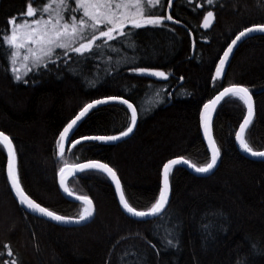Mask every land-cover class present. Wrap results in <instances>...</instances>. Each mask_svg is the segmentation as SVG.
I'll use <instances>...</instances> for the list:
<instances>
[{
    "label": "trees",
    "instance_id": "16d2710c",
    "mask_svg": "<svg viewBox=\"0 0 264 264\" xmlns=\"http://www.w3.org/2000/svg\"><path fill=\"white\" fill-rule=\"evenodd\" d=\"M30 2L0 0V35ZM161 3L163 8L145 0L146 10L167 15L166 0ZM36 6L43 4L38 0ZM209 10L214 22L204 29L203 16ZM171 15L180 25L166 21L165 28L138 30L132 38L135 50L117 40L118 51L105 48L87 58L61 56L30 73L26 84L13 80L10 64L0 54V132L14 143L24 191L41 206L78 218L84 206L60 193L59 168L65 161L73 165L93 159L108 163L130 206L146 211L159 196L164 163L179 157L197 166L209 162L200 112L203 103L232 84L248 87L255 99L256 114L245 142L254 151L264 150V33L244 38L222 77L211 79L235 35L264 24V0H213L212 5L207 0H176ZM133 67L164 71L169 79L139 76L130 71ZM107 96H123L137 107L133 136L113 146L64 142L61 158L57 140L63 127L86 103ZM245 114L246 106L237 98L222 102L213 128L221 149L218 169L196 177L174 168L169 175L171 201L159 220L127 217L110 180L99 173L68 183L75 195L93 200L96 216L89 224L66 228L37 218L11 192L6 151L0 145V264H264V162L244 157L235 140ZM130 121L125 106L104 105L85 118L75 138L116 135ZM166 232L178 239L176 248L164 243Z\"/></svg>",
    "mask_w": 264,
    "mask_h": 264
},
{
    "label": "snow or ice",
    "instance_id": "6c2138e0",
    "mask_svg": "<svg viewBox=\"0 0 264 264\" xmlns=\"http://www.w3.org/2000/svg\"><path fill=\"white\" fill-rule=\"evenodd\" d=\"M43 4L37 7L38 0H31L26 5V12L14 17L8 21L10 29L5 30L0 35V54L10 64V71L15 82L28 83L26 77L35 70L48 67L55 64L56 60L62 57L71 59L72 56L78 58H87L96 54H102L105 48L109 51H118L114 47V42L121 41L124 48L135 50V43L132 38L138 30H150L156 28H165L166 21H174L171 14L153 15L151 11L146 10L145 0H39ZM147 5H164L161 0H146ZM169 8L173 5V0H166ZM208 5L213 4V0H207ZM214 22V12L209 10L203 16L202 27L209 29ZM254 32L264 33V24H255L251 27H245L239 31L231 43L223 51L215 66V75L211 77L213 81L222 77L225 71V65L229 61L230 54L239 41L250 37ZM59 50V51H58ZM67 59L65 63H67ZM131 72L161 80H168L169 76L164 71L155 70L147 67H133ZM181 80L183 77L180 78ZM91 87H96L94 81H89ZM160 96V92L156 93ZM237 98L247 107V114L243 117L239 128L235 131V140L240 148L253 157L264 159V151H254L245 142L243 135L252 123L254 117L253 96L248 87L232 84L223 87L213 98L203 103L200 112V124L203 129L204 140L207 141V151L210 153L209 162L202 166L190 164L183 157L170 159L163 165L162 187L158 198L146 211L137 210L130 206L125 199L122 190L121 181L118 179L117 172L108 164L98 160L90 159L85 163H76L71 166L65 161L64 167L59 168V188L69 197H74L85 205L83 212L78 218L59 215L55 211H50L47 207H42L32 199L23 189L17 167L15 147L11 138L3 132H0V145L7 149V181L10 184V190L18 201L19 205L26 210L39 214L51 222L58 224L82 223L94 214L93 200L89 196H74V193L66 187V170L74 177L87 176L91 173L105 175L111 183L115 185L116 193L119 195V203L126 214L137 220L148 221L150 219L159 220L164 216L169 204L170 194V172L176 166H186L191 168L197 174H208L217 166L221 157V149L217 145L212 135V120L218 106L226 102L227 97ZM110 102H118L126 106L130 111L131 121L125 130L116 135H83L75 138L79 124L82 123L88 114L97 110L99 106ZM163 102V99L160 101ZM138 122L137 107L129 99L123 96H107L102 99H95L86 103L77 115L63 127L59 133L57 146L61 158L65 155V148L61 146L62 142L68 144L82 145V142L89 143H112L128 137L133 133ZM205 229L209 226L205 225ZM150 243V242H149ZM164 243L170 248L178 246V239L172 232H166ZM7 247V246H5ZM155 247V245H152ZM11 256V250L8 251ZM11 264H16L13 260Z\"/></svg>",
    "mask_w": 264,
    "mask_h": 264
},
{
    "label": "water",
    "instance_id": "95a60500",
    "mask_svg": "<svg viewBox=\"0 0 264 264\" xmlns=\"http://www.w3.org/2000/svg\"><path fill=\"white\" fill-rule=\"evenodd\" d=\"M175 1H176V0H173V4H174ZM172 7H173V5H172ZM172 7H171V8L168 7L167 15H168V14H171ZM169 22H172V21H169ZM172 23H173V22H172ZM174 24L180 25L179 23H174ZM242 40H243V39H242ZM242 40H241V41H242ZM241 41H239V42L237 43V45L234 47V50L237 48V46L239 45V43H240ZM234 50H233V52H234ZM233 52H232V53H233ZM232 53L230 54V57H231ZM229 59H230V58H229ZM251 94H252V93H251ZM252 96H253V95H252ZM229 97H230V96H229ZM227 98H228V97H227ZM253 101H254V117H253V120H254V118H255V114H256V106H255V99H254V97H253ZM108 104H119V103H118V102H110V103H108ZM108 104H105V105H108ZM101 106H104V105H101ZM101 106H99V107H101ZM123 106H124V105H123ZM125 107H126V106H125ZM218 107H219V106H218ZM217 109H218V108H217ZM91 112H92V111H91ZM91 112H90V113H91ZM129 112H130V111H129ZM90 113H89V114H90ZM89 114H88V115H89ZM246 114H247V107H246ZM246 114H245V115H246ZM215 115H216V113L214 114V116H213V120H212V135H213V137H214L213 128H214ZM84 120H85V119H83V121H84ZM253 120H252V121H253ZM83 121H82V122H83ZM80 124H81V123H80ZM80 124H79V125H80ZM250 125H251V124H250ZM250 125H249V126H250ZM137 126H138V122H137L136 127L134 128L133 133H131L128 137H126V138H122V139L119 140V141L112 142V143H107V144L112 145V146H113V145H118V144H120V143H122V142H124V141H126V140H128V139H130V138L133 136V134L135 133ZM249 126H248V128H249ZM238 128H239V127H238ZM248 128L246 129V131H245V133H244V135H243L244 140H245V134H246ZM201 131H202V136H203V129H202V127H201ZM214 139H215V138H214ZM11 140H12V139H11ZM203 140H204V137H203ZM12 143H13V141H12ZM204 143H205L206 148H207V141L204 140ZM13 145H14V143H13ZM14 147H15V146H14ZM236 147H237L238 151H239L244 157H246V158H248V159H250V160H253V161L264 162V159L253 157V156H251L250 154L244 152V151L240 148V146H239V144H238L237 141H236ZM4 149H5V148H4ZM5 151H6V157H7V149H5ZM263 151H264V150H263ZM15 153H16V151H15ZM208 153H209V152H208ZM209 156H210V153H209ZM84 163H85V162H84ZM190 164H191V163H190ZM219 165H220V158H219V160H218L217 166L213 169L212 172H210V173H208V174H197V173H195L191 168L186 167V166H176V167H181V168L187 170L189 173H191L192 175H194V176H196V177H208V176L212 175V174L218 169ZM69 166H71V165H69ZM16 167H17V156H16ZM176 167H174V168H176ZM162 170H163V169H162ZM17 171H18V170H17ZM171 172H172V171H171ZM171 172H170V173H171ZM6 173H7V162H6ZM65 175H66V177H67L66 182H65V185H66V187H68V183H69V181H70L71 179H73V178H76V177H74V176H73L69 171H67V170H66ZM169 175H170V174H169ZM6 176H7V174H6ZM57 179H58V187H59V174H58V178H57ZM118 179H119V177H118ZM119 180H120V179H119ZM8 183H9V182H8ZM111 184H112V187H113V189H114V194H115L116 200H117V202H118V204H119V207H120V209L122 210V212H123L127 217H129V218H131V219H133V220H136V221H144V220H137V219H134V218L130 217L129 214H126V213L124 212V210L122 209V206H121L120 203H119V195L116 193L115 185H114L113 183H111ZM9 186H10V184H9ZM121 186H122V184H121ZM161 187H162V173H161ZM122 190H123V187H122ZM59 191H60V193L62 194V196H63L66 200H68L69 202L83 205L82 202H80V201H76V200L74 199V197H69V196H67L66 194H64L63 191H62V189L59 188ZM13 195H14V194H13ZM74 196H76V195L74 194ZM15 199H16V198H15ZM125 199H126V198H125ZM16 201H17V200H16ZM170 201H171V185H170V194H169V204H170ZM17 202H18V201H17ZM18 204H19V203H18ZM169 204H168V206H169ZM83 206L85 207V205H83ZM42 207H43V206H42ZM93 207H94V214H93V216L90 217V218H88V220H87L86 222H82V223H79V224H76V223L58 224V223H56V222H51V221L48 220L47 218H44V217L39 216V214H34V213H32V212L26 210L25 208H23V207H22V208H23L27 213H29V214H31V215L37 217V218L43 219V220H45V221H48V222H50V223H52V224H54V225H57V226H60V227H66V228H73V227H81V226L87 225V224H89V223L95 218V216H96V209H95V205H94V203H93ZM167 208H168V207H167ZM150 220H153V219H150ZM150 220H148V221H150Z\"/></svg>",
    "mask_w": 264,
    "mask_h": 264
},
{
    "label": "rangeland",
    "instance_id": "374dc122",
    "mask_svg": "<svg viewBox=\"0 0 264 264\" xmlns=\"http://www.w3.org/2000/svg\"><path fill=\"white\" fill-rule=\"evenodd\" d=\"M72 3H73V6H74V0H72ZM65 143L64 142H62V146L64 145Z\"/></svg>",
    "mask_w": 264,
    "mask_h": 264
},
{
    "label": "bare ground",
    "instance_id": "6f19581e",
    "mask_svg": "<svg viewBox=\"0 0 264 264\" xmlns=\"http://www.w3.org/2000/svg\"><path fill=\"white\" fill-rule=\"evenodd\" d=\"M24 210V209H23Z\"/></svg>",
    "mask_w": 264,
    "mask_h": 264
}]
</instances>
